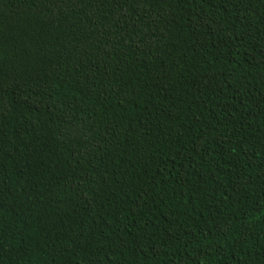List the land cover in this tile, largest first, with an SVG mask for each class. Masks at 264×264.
<instances>
[{
	"label": "trees",
	"instance_id": "trees-1",
	"mask_svg": "<svg viewBox=\"0 0 264 264\" xmlns=\"http://www.w3.org/2000/svg\"><path fill=\"white\" fill-rule=\"evenodd\" d=\"M0 264H264V0H0Z\"/></svg>",
	"mask_w": 264,
	"mask_h": 264
}]
</instances>
